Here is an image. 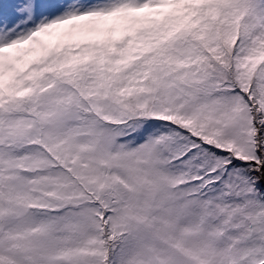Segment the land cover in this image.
Here are the masks:
<instances>
[{
  "label": "snow or ice",
  "instance_id": "obj_1",
  "mask_svg": "<svg viewBox=\"0 0 264 264\" xmlns=\"http://www.w3.org/2000/svg\"><path fill=\"white\" fill-rule=\"evenodd\" d=\"M0 264H264V0H0Z\"/></svg>",
  "mask_w": 264,
  "mask_h": 264
}]
</instances>
